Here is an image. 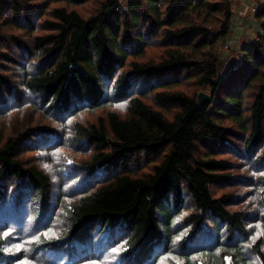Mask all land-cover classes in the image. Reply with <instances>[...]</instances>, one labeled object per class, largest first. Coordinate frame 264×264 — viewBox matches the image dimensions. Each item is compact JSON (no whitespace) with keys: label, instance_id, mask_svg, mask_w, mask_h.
<instances>
[{"label":"trees","instance_id":"obj_1","mask_svg":"<svg viewBox=\"0 0 264 264\" xmlns=\"http://www.w3.org/2000/svg\"><path fill=\"white\" fill-rule=\"evenodd\" d=\"M232 1L0 0V116L50 122L0 135V264H264V2L222 77Z\"/></svg>","mask_w":264,"mask_h":264},{"label":"rangeland","instance_id":"obj_2","mask_svg":"<svg viewBox=\"0 0 264 264\" xmlns=\"http://www.w3.org/2000/svg\"><path fill=\"white\" fill-rule=\"evenodd\" d=\"M122 6L126 5V2L128 0H119ZM264 1L260 0H244L243 3L238 2L237 0L232 1L231 5V13H232V25L233 28L231 29L230 37L227 42H225L220 50V63H219V74L222 77H225L230 73V71L233 68H236L238 66V58L240 51L244 48H247L250 45V42L254 41L257 36V28H255V22L253 19V10L250 9L251 7L258 8L259 5H261ZM74 9L79 12L84 18H89L94 16L95 12L98 10V5L95 1L89 2L87 4H75L73 5ZM241 8V9H240ZM42 18V21L45 20L48 17V12L44 13ZM237 20L245 19V22H241L240 24L236 23ZM41 21V22H42ZM141 29L139 28L138 31ZM14 34L20 35L21 32L14 31ZM150 40V39H149ZM160 41V39H158ZM158 43V42H157ZM5 53H10L14 59L18 60L17 57L19 51L16 49L15 45H11L8 49L4 50ZM161 52L160 47H154L149 49L146 52V58H156L158 57V54ZM7 73L10 75H13V79H16L17 75H20L19 69L15 70L12 66H8ZM194 82L189 80L186 81L184 85L181 86V89L187 90L188 93H192L193 91L197 94L204 93L206 95H210V91L207 87L197 89L194 87ZM25 99V98H24ZM27 102L22 109L19 110H13L12 113H8L6 115L0 116V135L3 137H8L13 134L14 131L19 130L21 128H24L28 121L34 122L33 124L41 122H45L46 124H49V121H44L47 118H42V114L45 113L44 110L39 109L36 107L37 100L33 98V96L27 95L26 97ZM151 102V101H150ZM34 103V104H33ZM36 103V104H35ZM153 104V102H151ZM9 105L10 102L8 103ZM156 106V105H154ZM119 106H116L115 108H118ZM82 118L84 121H94L97 117L96 116H90L88 113L83 114ZM27 146V145H25ZM48 148V147H44ZM67 150V149H66ZM72 152V150H68ZM61 152V151H60ZM74 152V151H73ZM18 154L21 155V157L24 159V161L33 162L36 166H38L41 170L47 172L48 174L54 173V169L52 162L49 161V153L48 152H42V151H27L25 150L24 146L19 147ZM82 158V155H77V159H72L73 161H78ZM221 158L228 160L230 162H236V160L232 157V155H224ZM54 163L57 161L56 158L52 160ZM50 164H49V163ZM238 163V162H237ZM57 180H53V183H56ZM247 184L242 186H236L234 188H230L225 190L226 192L230 193V195L236 196L238 199L242 200L245 193L251 190H247V187H245ZM56 184H53V195L54 197L58 195ZM215 193L220 196L221 192L216 189ZM242 198V199H241ZM87 264H95V263H87Z\"/></svg>","mask_w":264,"mask_h":264},{"label":"water","instance_id":"obj_3","mask_svg":"<svg viewBox=\"0 0 264 264\" xmlns=\"http://www.w3.org/2000/svg\"><path fill=\"white\" fill-rule=\"evenodd\" d=\"M211 100V95H206L204 93L198 94V103L203 105L204 103H208Z\"/></svg>","mask_w":264,"mask_h":264},{"label":"built area","instance_id":"obj_4","mask_svg":"<svg viewBox=\"0 0 264 264\" xmlns=\"http://www.w3.org/2000/svg\"><path fill=\"white\" fill-rule=\"evenodd\" d=\"M237 1L240 2V3H243V2H244V0H237ZM259 6H260V5H259ZM259 6H258V8H259ZM258 8L251 7L250 9L253 10L252 12H256V10H257ZM240 9H241V8H240Z\"/></svg>","mask_w":264,"mask_h":264},{"label":"crops","instance_id":"obj_5","mask_svg":"<svg viewBox=\"0 0 264 264\" xmlns=\"http://www.w3.org/2000/svg\"><path fill=\"white\" fill-rule=\"evenodd\" d=\"M252 1H254V0H252ZM257 1H259V2H260V0H257ZM263 1H264V0H263ZM245 21H246L245 19H242V21H241V20H237V19H236V23H237V24H240L241 22H245Z\"/></svg>","mask_w":264,"mask_h":264},{"label":"snow or ice","instance_id":"obj_6","mask_svg":"<svg viewBox=\"0 0 264 264\" xmlns=\"http://www.w3.org/2000/svg\"><path fill=\"white\" fill-rule=\"evenodd\" d=\"M112 251H113V252H117V249H116V248H114Z\"/></svg>","mask_w":264,"mask_h":264},{"label":"bare ground","instance_id":"obj_7","mask_svg":"<svg viewBox=\"0 0 264 264\" xmlns=\"http://www.w3.org/2000/svg\"><path fill=\"white\" fill-rule=\"evenodd\" d=\"M38 239V238H37ZM36 242H38L37 240H36Z\"/></svg>","mask_w":264,"mask_h":264}]
</instances>
